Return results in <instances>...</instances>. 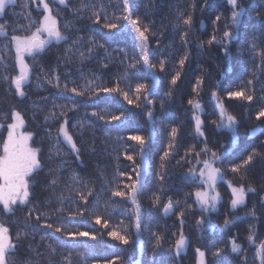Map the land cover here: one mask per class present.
Wrapping results in <instances>:
<instances>
[{
    "label": "trees",
    "instance_id": "16d2710c",
    "mask_svg": "<svg viewBox=\"0 0 264 264\" xmlns=\"http://www.w3.org/2000/svg\"><path fill=\"white\" fill-rule=\"evenodd\" d=\"M237 2L235 10L241 11L238 25L232 24L234 9L228 0H129L130 13L123 0H68L67 6L52 2V14L69 39L53 43L34 59L27 58L31 72L23 86L24 97L16 94L11 79H3L16 72L10 36L30 34L12 29L37 21L34 30L43 11L31 0L8 5L0 17L8 32L7 37H0V122H9L13 110L20 112L25 130L34 134L33 147L42 149L43 165L31 179L30 202L14 205L13 213L0 212V221L18 245L16 264H195L196 249L206 253V264H260L256 250L264 242V118L257 120L256 115L264 108V64L251 45L255 36L257 52L264 50V0ZM93 12L99 14V22ZM181 13L184 18L191 15L190 26L183 18L177 19ZM125 16L138 20L141 30L149 27V61L154 68L149 69L140 59L135 34ZM107 22H116L118 27L109 30L104 27ZM225 32L232 34L230 40L224 37ZM69 48L71 52L66 51ZM133 64L135 67H130ZM177 72L180 77L173 85ZM250 80L252 84H248ZM138 83L149 85L148 100L143 93L136 100ZM74 87L85 94L73 93ZM101 87H119L120 91L105 93L98 91ZM241 88L254 95L253 101L228 97L229 91ZM123 92H128L132 104ZM189 100L199 102L200 108H194ZM221 103L237 119L235 133L217 127ZM149 111L153 113L151 121ZM94 112L98 115L93 116ZM121 113L119 121L110 120ZM194 115L203 121V136L196 134ZM65 121L80 150L78 159L63 137L58 143V130ZM80 122L83 128L75 126ZM173 127L177 128L174 139L170 135ZM130 135L147 138L144 161L139 145L128 140ZM205 143L207 153L202 151ZM254 150L258 155L253 161L233 173L231 168L243 165ZM165 152H169L166 158ZM213 152L222 157L217 162L223 173L217 186L221 198L218 208L206 213L195 203L194 192L200 183L189 170H197L198 159H209ZM126 155H132L133 161ZM141 164L143 167H138ZM137 171L142 173L137 196L139 233L131 191L126 187L136 180ZM72 173L78 180L72 179ZM53 179L56 184L51 183ZM229 182L255 189L247 194L245 205L235 210L230 204ZM113 190L127 195L113 196ZM157 196L159 203L154 204ZM169 199L174 207L166 215L163 209ZM226 219L232 221L227 228ZM201 220L204 223L198 224ZM209 224L214 227L210 229ZM57 227L60 232L55 231ZM113 229L126 235L129 244L110 237L108 232ZM66 232H88L96 239H70ZM181 232L188 244L177 254L175 242ZM253 234L255 244L248 239ZM157 236L161 237L159 247ZM233 240L241 246L239 253L231 250ZM217 249L222 250L219 257L213 255Z\"/></svg>",
    "mask_w": 264,
    "mask_h": 264
},
{
    "label": "snow or ice",
    "instance_id": "6c2138e0",
    "mask_svg": "<svg viewBox=\"0 0 264 264\" xmlns=\"http://www.w3.org/2000/svg\"><path fill=\"white\" fill-rule=\"evenodd\" d=\"M18 0H0V17H2L8 5H16ZM31 2L35 3L37 0H31ZM57 3L60 5L67 6L68 0H57ZM228 3L233 7L232 12V24L238 25L240 22L241 17V11H237L239 7L237 0H228ZM39 5L43 6V17L38 22V26H35L33 30V25L37 24V21H30V23L27 26H19L14 27L12 29L13 32L17 30H23L26 32H29L30 34L26 35H12L10 37V42L12 45H14L15 48V63L16 66L19 68V74L14 77H8L4 76L3 79L9 80L11 79V83L15 86L16 94L20 97L25 96V92L23 91V86L25 83L29 81L30 77V67L28 63L26 62V57H32L33 59L37 56V54L43 53L46 48L53 43L60 44L63 41H67L69 37L65 35L60 28L59 21L57 18L52 14V9L49 6V3L47 0H38V7ZM123 5L125 8V11L130 13L131 6L129 4V0H123ZM25 8L28 7L27 4L24 5ZM88 7L87 5H82V8ZM103 7V6H101ZM15 15V13H13ZM94 17H96L97 22H99V14L96 12H93L92 14ZM183 18V23L185 25L191 24V15H188L187 18H184L183 13H181L177 19ZM125 20L128 21V25L131 28V31L135 34V40L137 41V47L140 49V59L143 61V64L147 66L149 69L154 68L155 66L152 65L149 61V53L150 49L148 48V33L150 31L149 27L147 25L144 26L143 30H141V27L139 26L138 20H132L129 16L124 17ZM219 17H217V20ZM104 27L113 30L118 27L116 22H107L104 24ZM7 25L6 24H0V37H7L8 32L6 31ZM65 29L69 28L68 24L64 25ZM224 37L228 38L229 40L232 38V34L230 32H225ZM215 37H213V40ZM256 37L253 36V42L251 45V51L254 55H257L260 57L262 64H264V50H261L257 52V44H256ZM77 41H73V44H75ZM212 41H209L211 43ZM92 43H96L94 38L92 40ZM7 47V45H5ZM99 47H102V45H99ZM66 51L71 52V49H66ZM89 52L92 51L91 48L88 49ZM120 51H124L123 49H120ZM84 53H80V59L83 60ZM187 57L180 60V64L183 65L185 62V59ZM0 59H3L0 57ZM7 67V66H5ZM130 67H135V65H130ZM160 68L163 70L164 68V62H160ZM180 77V73L177 72L175 76L172 77L171 83L175 85L177 83V80ZM125 78H127V73H125ZM58 79V78H57ZM51 83V81H49ZM91 82H89L90 84ZM200 81H198V84ZM248 84H252V81H248ZM56 87H59V84L57 83L55 85ZM67 88V85L64 86ZM264 90V89H262ZM71 91L73 93H76L77 95H84L85 92L78 91L77 88H72ZM98 91H103L105 93H111V92H118L120 91L119 87L114 88H106L101 87L98 89ZM195 91V89H194ZM136 100L140 99V93H143L144 99L148 100L149 96V85L145 83H138L135 87ZM229 98H236V99H242L248 102L253 101L254 95L249 94L246 89L241 88L237 91H229L227 93ZM124 99L128 101L129 104H132L133 101L129 99L128 92H123ZM216 96V93L213 92V97ZM151 103V101H149ZM188 103L190 105H193L194 108L199 109L200 104L197 101L189 100ZM137 107H139V104H137ZM219 108V123L217 124L218 128L226 129L229 132L235 133L236 131V124L237 119L235 116L231 115L227 112L224 105L218 104ZM73 109H75V106H73ZM62 115V114H61ZM93 116L98 115L97 113H92ZM121 115H112L110 117V120L112 121H119L121 119ZM149 121H151L153 117L152 111H149L147 113ZM56 114L52 113L51 117H55ZM7 118V117H5ZM103 119V116L100 117ZM261 118H264V108H261L256 115V119L259 120ZM49 119V117H46V120ZM195 131L198 136H203L204 133L201 130V126L203 121L200 119L199 116H195ZM11 120L12 123H9L7 125L0 124V130H3L6 128L7 135L6 137H3L0 139V205H2L3 212L5 213H13V206L14 205H26L30 202L29 198L31 196L30 186H31V179L35 173H38L39 171L43 170V165L41 162V154L42 149L33 147V140H34V134L31 131H26V124L23 116L20 112L13 110L11 113ZM67 121H65L63 124H61L59 130H58V143H59V137H63V141L69 146L70 150L77 154V159L79 158V148L77 147L76 142L73 139V136L69 133L68 127H67ZM81 128L84 127V124L82 122L78 123V125ZM170 135L173 137V139L177 135V128L173 127L171 129ZM128 140L134 141L137 145L140 147V157L141 161H144V155L146 151V144H147V138L141 135H130L128 137ZM169 147H173L172 144L169 145ZM204 153L208 152L207 144L205 143V148L202 150ZM56 155L59 156L60 153L56 152ZM258 155L256 151L254 150L248 157L243 161V165L241 166H235L231 168V171L233 173H238L241 170V167L247 166L253 159ZM169 156V152L164 153V158ZM196 156L199 157L200 153H196ZM126 159L129 161H133L132 155H126ZM222 157L221 155H218L217 153L213 152L211 159H204L199 160L198 163L202 164V167L197 171L195 168L190 169V174L193 177L194 180H199L200 185L203 187V190H197L194 193L195 196V203L200 206V208L203 211H215L216 206L220 201V195L218 192H216V184L217 181L223 179V173L220 167H217V162L221 161ZM138 167H143V164L139 165ZM142 173L140 171H137L136 173V180L131 185H126L127 188L130 189L131 195L129 199L131 200V203L134 206V214H135V229L137 233H139L141 228V214H140V204L138 203L137 196L141 192V177ZM163 178V177H161ZM72 179L78 180V177L75 173H72ZM52 184H56L57 180L53 179L51 181ZM229 187L231 188V194H232V200H231V208L233 210L237 209L238 207L245 205L246 196L249 192H255L254 188H245L243 185L237 187L233 186L229 182ZM89 195H92L91 192H89ZM113 196L118 197H124L127 195L125 191L120 190H113L112 192ZM63 199V197H61ZM81 199H85L83 195L81 196ZM159 203V196H157L154 200V204ZM174 205L169 199L168 203L164 206V213L167 215L169 214ZM63 211V209H61ZM183 215V213H181ZM251 215L255 216V212L253 211ZM39 220V217H37ZM96 223H101V218L99 216L96 217ZM204 221H198V224H203ZM232 223L230 220L224 221V227L227 228L229 224ZM105 227L108 226V222L104 221ZM48 228H52V224L47 225ZM214 226L212 224H209V228L212 229ZM55 231L60 232L61 228L57 227ZM254 231V230H253ZM66 235L70 239H76L77 237H88L89 239L95 240L96 236L91 235L88 232H66ZM108 235L112 237L115 240L120 241L124 245L129 244V239L126 235L121 234L116 229H113L112 231L108 232ZM17 239H19V233L17 234ZM43 239V237H42ZM249 242L252 244H255V236L250 235L249 236ZM161 243V237H156V246L159 247ZM188 244L187 239L185 238L183 232L179 234V238L175 242V250L176 253L179 254L182 250L186 248ZM18 247V245L13 243V238L10 235V230L8 227L5 226L3 222H0V264H16V260L14 258L15 256V250ZM51 247V246H49ZM231 250L234 253H239L242 249L239 244L235 242V240L231 241ZM53 253H55V249L52 250ZM221 249H217L213 255L216 257H219L221 255ZM197 254V264H206L205 256L206 253L204 251H201L200 249H196ZM256 257L259 259L260 264H264V242H261L259 247L256 250ZM67 259V257H65ZM69 264L71 262L69 261ZM111 264H115V262H111Z\"/></svg>",
    "mask_w": 264,
    "mask_h": 264
},
{
    "label": "rangeland",
    "instance_id": "374dc122",
    "mask_svg": "<svg viewBox=\"0 0 264 264\" xmlns=\"http://www.w3.org/2000/svg\"><path fill=\"white\" fill-rule=\"evenodd\" d=\"M47 2L50 4V3H52V2H56L57 3V0H47ZM35 4V6L36 7H38V0H37V2H35L34 3ZM58 4V3H57ZM38 9L39 10H41V11H43V6L42 5H39V7H38ZM43 14L44 13H42V16H41V18L43 17ZM202 27V26H201ZM12 49H13V51H15V48H14V45H12ZM27 58L28 57H26V62L28 63V61H27ZM29 65V64H28ZM16 72L12 75L13 77L14 76H16V75H18L19 74V68L16 66ZM9 123H12V120L10 119V121L9 122H4L3 124L4 125H7V124H9ZM0 124H1V122H0ZM27 131V130H26ZM6 135H7V130H6V128H4L3 130H0V139H2L3 137H6ZM209 159H211V158H209ZM217 166V165H216ZM202 167V164H200V166L198 167V169H197V171L200 169ZM136 178V177H135ZM223 180V179H222ZM222 180H219V181H217V184H216V192H218L219 193V191H218V188H217V186H218V184H219V182L220 181H222ZM198 182H199V180H198ZM200 183V182H199ZM229 185V184H228ZM233 186H236V185H233ZM229 187V186H228ZM237 187H239V186H237ZM199 190H203V187L200 185V187L198 188ZM198 189H196L195 191H197ZM229 192L231 193V188L229 187ZM195 193V192H194ZM219 195H220V198H221V194L219 193ZM231 196H232V194H231ZM231 200H232V197H231ZM262 201H264V195L262 196ZM230 204H231V201H230ZM199 208H200V206L198 205V204H196ZM218 208V204H217V206H216V209ZM201 209V208H200ZM0 212H3V209H2V205H0ZM206 213H212V211L211 210H209V211H205ZM3 213H5V212H3ZM1 222V221H0ZM195 264H197V262L195 263Z\"/></svg>",
    "mask_w": 264,
    "mask_h": 264
},
{
    "label": "flooded vegetation",
    "instance_id": "af4514ba",
    "mask_svg": "<svg viewBox=\"0 0 264 264\" xmlns=\"http://www.w3.org/2000/svg\"><path fill=\"white\" fill-rule=\"evenodd\" d=\"M11 37V36H10ZM0 57H1V55H0ZM14 62H15V51H14ZM15 66H16V63H15ZM17 70V69H16ZM13 77V76H12ZM13 86H14V84H13ZM15 87V86H14Z\"/></svg>",
    "mask_w": 264,
    "mask_h": 264
},
{
    "label": "water",
    "instance_id": "95a60500",
    "mask_svg": "<svg viewBox=\"0 0 264 264\" xmlns=\"http://www.w3.org/2000/svg\"><path fill=\"white\" fill-rule=\"evenodd\" d=\"M165 214V213H164ZM167 215H169V214H167Z\"/></svg>",
    "mask_w": 264,
    "mask_h": 264
}]
</instances>
